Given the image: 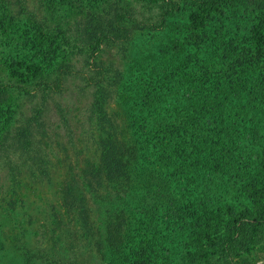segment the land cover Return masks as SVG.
<instances>
[{"label":"trees","instance_id":"trees-1","mask_svg":"<svg viewBox=\"0 0 264 264\" xmlns=\"http://www.w3.org/2000/svg\"><path fill=\"white\" fill-rule=\"evenodd\" d=\"M49 1L30 10L0 0V64L19 77H0V168L8 188L25 180L0 207L10 228L0 264L84 262L30 249L13 233L31 185L54 167L43 116L68 78L92 89L86 119L96 121L97 147L102 137L116 142L98 147L97 173L86 165L57 192V219L93 241L98 264H233L264 244V29L252 23L264 24V0ZM134 35L141 47H130ZM108 48L123 67L97 59ZM27 100L35 104L25 115Z\"/></svg>","mask_w":264,"mask_h":264},{"label":"rangeland","instance_id":"rangeland-1","mask_svg":"<svg viewBox=\"0 0 264 264\" xmlns=\"http://www.w3.org/2000/svg\"><path fill=\"white\" fill-rule=\"evenodd\" d=\"M46 1L47 5L51 4L49 0ZM61 1L62 3L65 1V4L67 5L80 2V0H54L53 5H56V3ZM26 2L28 9L31 10V7L34 5V0H26ZM135 8L138 12V7L135 6ZM152 14L151 11L146 13L145 16H151ZM38 16H40L39 11L37 12V17ZM78 18V12H75L74 9L71 10L68 19L71 28L74 27V21ZM252 23H255V25H253L254 27L262 25L261 29H264L263 23L260 24V22L258 23V21L255 20H253ZM245 27L247 30L252 28L249 27V24H246ZM139 38L141 37L134 35L130 47H133L134 45H140L139 47H141L144 44V41L138 40ZM178 42L181 44V41ZM157 53L158 52H154V56ZM121 55V52L117 49L108 48L104 49L98 55L97 59L102 65L111 64L115 68H121L124 65ZM82 57V55L75 57V60L73 61L75 70L82 71ZM11 71L13 70H10L6 65L0 64V77L2 80L5 82L9 81L18 83V75L15 76ZM91 93L92 89L83 87L80 80L68 78L65 80L61 94L53 96L48 102L49 112L43 116V122L46 127L48 138H45L44 141L48 140L46 142L48 145L47 152L50 155V160L54 163V167L51 169L48 180L37 184L33 183L30 192L27 193V198L29 199L27 200V198H24L22 200L24 202L21 205L18 203L20 208L14 213L18 218V225L17 229H14L13 231L15 235H21L20 239L27 241L26 243L30 249L33 246H39L40 250H43L42 247H45L46 250L47 247L49 249L52 248L54 253H56V255L52 253V256L60 258L61 261L75 258L76 261H84L83 264L99 263L93 250V241H89L88 237H84V235L78 236L80 231H78V227L75 224L65 226L63 223L59 222V217L64 215L62 213V201L60 200L57 202V192L61 187L60 185L62 181L66 180L65 182H70L73 178H67L68 175H73L75 173L74 175L76 177L79 174H82L86 165H91L94 169V173H97L102 151V148L98 147H101V145L103 147L107 146L112 144V142L116 144L115 141L110 143L104 137L101 138V145L97 147L95 143L96 141H99L100 134L98 128H95L96 121H87L86 119V109L91 102ZM28 102L25 103L22 109V112L25 115H28L30 106L35 104V101ZM55 105H58L59 109L62 110V115H64L66 119L65 125L60 121L59 116L57 115L58 110L55 108ZM108 107L114 108L110 103ZM122 120L123 119L119 121V130L125 129L126 126ZM112 132L113 130L107 132L110 140L111 137H113ZM116 140H119V138L117 137ZM20 178H22V176H20ZM7 179L8 176L6 171L0 168V207L9 200V196H12L10 198H13L19 193L24 192L22 186L25 180L17 184H11L10 188H8L5 186L9 183ZM52 214H56V225L54 222V216H51ZM93 219L95 220L96 218L93 217ZM6 222V219H0V239L4 236L5 240H8L10 228H8ZM51 229H54L56 233L60 234L59 238L61 240L65 239L63 243L54 239V236L51 235ZM62 231L63 233H61ZM206 243L207 242H204L203 246L201 245L202 248L207 254H213L212 251L214 249L210 246L207 247V250ZM16 244L19 245V243ZM212 247H215V245ZM50 253L51 252H48V254ZM232 263L264 264V244L262 243L251 246L247 252L234 257Z\"/></svg>","mask_w":264,"mask_h":264}]
</instances>
